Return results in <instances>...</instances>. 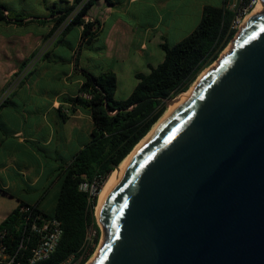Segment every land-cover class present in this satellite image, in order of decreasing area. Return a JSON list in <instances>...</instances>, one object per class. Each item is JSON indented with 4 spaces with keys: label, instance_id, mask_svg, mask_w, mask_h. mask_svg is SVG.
I'll return each instance as SVG.
<instances>
[{
    "label": "water",
    "instance_id": "95a60500",
    "mask_svg": "<svg viewBox=\"0 0 264 264\" xmlns=\"http://www.w3.org/2000/svg\"><path fill=\"white\" fill-rule=\"evenodd\" d=\"M97 221L92 264H264V11L141 146Z\"/></svg>",
    "mask_w": 264,
    "mask_h": 264
},
{
    "label": "crops",
    "instance_id": "0c3cea01",
    "mask_svg": "<svg viewBox=\"0 0 264 264\" xmlns=\"http://www.w3.org/2000/svg\"><path fill=\"white\" fill-rule=\"evenodd\" d=\"M34 1L36 7H43V12L34 11V7L22 12L34 16H47L49 13L47 7L52 8L56 5L58 9H66L74 2L64 0L68 2L64 4L60 0ZM196 1L202 19L206 7H222L224 3L214 6L211 0ZM22 2L26 4L28 1ZM111 2L112 4L105 0L98 1L97 6L91 9L87 17L88 20H101L102 30L91 45H84L80 67L90 70L95 75L114 71L117 76L115 97L119 101H124L131 96L139 83L137 74H149L151 67L163 63L165 53L160 46L165 43L175 46L183 41L174 39L170 42L169 38H174L173 35L176 34L173 28L184 21L186 2L185 0H111ZM95 7H98L97 11ZM150 12L152 17L148 16ZM198 22L199 19L194 24ZM0 25L1 226L22 204L37 206L49 215L54 214L60 192L55 195L57 202L55 196L52 202L50 201V194L56 191L58 185L62 186L60 170L91 141L94 123L90 113L81 108L74 115L71 113L68 118L63 116L66 115L65 110H71V105L63 101L65 98L80 96V87L84 82V78L74 70L73 65L74 51L80 43L83 28L72 30L73 32L76 29L79 33L77 45L69 40L70 33L61 44L55 46L58 38L54 35L48 39L52 24L31 23L18 26L0 23ZM44 46L49 51L40 55V50ZM47 53L50 54L46 59ZM94 53L97 56L94 57ZM37 56L41 59L31 70L28 69ZM25 61L29 63L22 71L20 68ZM112 62L116 64L111 68ZM38 71L45 75L50 73V79L57 80L62 84V88L55 93L41 91L43 97L35 96L36 92L41 90L38 86L40 80L37 76L33 78L34 75L40 74ZM37 99L43 104L44 108L39 113H43L44 120H20L18 111H21V107H24L21 112L26 114V108L32 107L34 100ZM9 107L13 109L9 110ZM8 111L18 119L13 120L9 117ZM51 113H55L64 125L68 124L66 121L70 118L78 121L69 131L61 134L60 140L65 144L73 140L77 130L89 136L87 142L81 144L70 158L62 159L59 166L56 125L51 120H46V114ZM51 203L55 204L53 213L45 209Z\"/></svg>",
    "mask_w": 264,
    "mask_h": 264
},
{
    "label": "trees",
    "instance_id": "16d2710c",
    "mask_svg": "<svg viewBox=\"0 0 264 264\" xmlns=\"http://www.w3.org/2000/svg\"><path fill=\"white\" fill-rule=\"evenodd\" d=\"M60 1L68 4L64 0ZM98 1L74 0L66 9H58L56 5L47 7V16L14 12L0 1V23L18 26L52 24L48 39L60 33L55 46L61 44L74 28H83L80 43L74 51L73 65L84 82L80 87V96L65 98L63 102L71 105L72 115L79 108L88 111L94 123L91 141L60 170L62 186L54 214L49 215L37 206L22 204L0 226V233H7L5 244L9 253L16 255L22 263L31 256L36 246V237L31 233L26 220L36 214L57 218L64 230L56 252L43 264H63L72 257L74 263L79 262L89 227L96 230L95 243L99 244L101 230L96 216L98 197L93 205H88L87 194L80 190L81 183L85 179L92 181L99 177L100 190L103 189L116 167L122 164L164 116L167 111L166 102L188 92L200 75L220 59L237 34L233 28L237 15L250 5L249 0H238L236 8L231 9L228 7L230 0H224L222 7H206L199 26L175 46L162 44L160 48L165 53L163 63L151 67L149 74H137L139 83L136 89L128 99L119 101L115 97L117 76L114 71L95 75L80 67L84 45H91L102 30L101 20L87 19ZM105 1L112 4L111 0ZM252 8L250 6L249 10ZM49 54H46V59ZM28 63L23 62L20 70L23 71ZM82 94H89L92 98L84 99ZM23 207H29L30 213L23 214ZM93 251L94 248L91 254ZM88 259L89 256L85 257L79 264H86Z\"/></svg>",
    "mask_w": 264,
    "mask_h": 264
},
{
    "label": "rangeland",
    "instance_id": "374dc122",
    "mask_svg": "<svg viewBox=\"0 0 264 264\" xmlns=\"http://www.w3.org/2000/svg\"><path fill=\"white\" fill-rule=\"evenodd\" d=\"M4 3H7L9 5V7L14 11V12H22V11H27V10H30L32 9L33 7L35 8L34 11H37V12H43L44 9L43 7H36V3L34 0H27L28 2L26 4H24L22 2V0H2ZM234 3H236L238 0H233ZM186 2V9H185V17H184V21L182 23H179L177 26H175L173 28V32L174 34L176 35H173V37L169 38V41H181V40H184L186 37H188L198 26L199 24L201 23L202 21V16L201 14L198 13V5H197V1L196 0H185ZM224 2V0H211V3L212 5L214 6H219L221 5L222 3ZM97 6V5H96ZM256 5L253 6V8L251 10H249L248 12H244V10H242L241 13H245L243 14L242 16V19H241V22L238 24V27L236 28L237 30V34L236 36L238 35L241 27H244V23H245V20L247 18V16L249 14L252 13V11L254 10ZM98 10V7H95V11ZM149 17H152V12H150L148 14ZM199 19V22L198 24H194L196 20ZM243 25V26H242ZM0 29H1V25H0ZM78 34L77 33V30L75 29L73 32H71L70 34V37H69V40L75 44L77 42V38H78ZM235 36V38H236ZM55 38H59L60 37V33H56ZM102 38V37H101ZM173 38V39H172ZM234 38V39H235ZM234 39L231 41V43L229 44V46L225 49V51L222 53V55H224V53H228L229 50L232 48L233 46V41ZM102 40V39H101ZM79 45V44H78ZM98 44H96L97 46ZM173 45V44H171ZM49 51V49H47L46 46L42 47L41 50H40V55L41 54H44L45 52ZM91 54V53H90ZM221 55V56H222ZM97 56L95 55L94 53V57ZM41 59L40 56H37L30 64V67L28 69L31 70V68H33L35 66V64ZM100 64V63H98ZM116 63L112 62L110 64L111 68L115 65ZM93 65V64H92ZM217 65V62H215L211 67L209 68H214L215 66ZM208 68V69H209ZM207 70V69H206ZM40 74L38 75H34V77L37 76L38 80L39 81V84L38 86L41 88V90H39L38 92H36L35 96L37 97H43V93L41 91H45L47 90L48 92H51V93H55L57 91H59L61 88H62V84L59 83L57 80H51V76H50V73L48 75H45L42 71H38ZM203 74V73H202ZM201 74V75H202ZM200 75V76H201ZM200 78V77H199ZM198 78V79H199ZM198 81V80H197ZM196 81V82H197ZM195 82V83H196ZM194 83V84H195ZM194 86V85H193ZM192 86V87H193ZM24 87V86H22ZM21 87V88H22ZM191 87V88H192ZM20 88V91L24 88L21 89ZM191 90V89H190ZM189 90V91H190ZM187 93V92H186ZM123 101V100H122ZM24 107H21V111ZM43 104L41 101H39V99L37 100H34V104L32 105V107H28L26 108L27 110V113L24 114L22 113L20 110L18 111V113L20 114L19 118L20 120L23 119V120H44V116H43V113H39L42 109H43ZM13 108L12 107H9V110H12ZM168 110V108H167ZM34 112V113H33ZM8 116L11 117L13 120H16L18 119L17 117L15 116H12L10 114V111H8ZM22 114V115H21ZM165 115V114H164ZM46 120H51V122L53 124L56 125V130H57V165H61L62 163V159H68L70 158L72 155H74L77 151V149L80 147L81 144L83 143H86L87 140L89 139V136L85 133V132H80L79 130H77L74 134V137H73V140L67 144H65L64 142H62L60 140V136L62 133L69 131V129L71 128V126L74 124V123H78V121L76 120H72L71 118L68 119L66 122L68 123L67 125H64V122L60 119H58L57 115L55 116V113H51V115L49 114H46ZM56 119V120H54ZM162 119V118H161ZM160 119V120H161ZM155 127V126H154ZM60 185H58L56 191L54 193H51L50 194V201L52 202L54 196L60 192ZM38 190H40V188H37ZM56 195V196H57ZM55 196V200L57 202V198ZM55 202V203H56ZM46 211L50 212V213H53L54 212V209H55V204L51 203L50 205L46 206ZM101 230V229H100ZM103 234H102V231H101V238H100V241H99V245L97 246V250L95 251V255L99 252L100 248H101V244L103 243ZM93 255L89 260L88 262H90V260L95 256ZM88 262L86 264H88ZM73 264H79V262L77 263H73Z\"/></svg>",
    "mask_w": 264,
    "mask_h": 264
},
{
    "label": "built area",
    "instance_id": "2783aa9c",
    "mask_svg": "<svg viewBox=\"0 0 264 264\" xmlns=\"http://www.w3.org/2000/svg\"><path fill=\"white\" fill-rule=\"evenodd\" d=\"M259 0H249L250 5L248 7H244L242 10L244 12H248L250 6H254L257 4ZM238 2V1H237ZM237 2L234 3L233 0H230L228 3V7L231 9H235L237 6ZM240 13L237 15L236 20L234 21L233 28L236 29L238 24L241 22L242 16L245 13ZM243 26V25H242ZM84 99L90 100L92 96L89 94L81 95ZM67 116L71 115V110L67 109L64 111ZM101 179L96 177L92 181L84 180L80 185V190L87 194L88 196V205H93L98 197V203L101 191ZM22 213L27 215L30 213L31 209L29 207H23ZM27 224L32 234L36 237V246L32 250L31 256L26 260V262L22 263L17 260V256L9 253L7 245L5 244V238L7 233H0V264H43L45 261L49 260V258L56 252L63 234L64 230L62 227V223L55 217L45 216L43 214H36L33 217L26 218ZM97 238V232L93 227H89L87 231V237L85 243L82 247L81 253L82 256L79 259V262L82 261L85 257L89 256V259L95 255V251L97 250V246L95 240ZM23 245L20 246L22 248ZM94 248L93 253L92 249ZM91 254V255H90ZM88 259V260H89ZM88 262V261H87ZM74 258L72 257L67 262L63 264H73ZM76 263V262H75Z\"/></svg>",
    "mask_w": 264,
    "mask_h": 264
},
{
    "label": "bare ground",
    "instance_id": "6f19581e",
    "mask_svg": "<svg viewBox=\"0 0 264 264\" xmlns=\"http://www.w3.org/2000/svg\"><path fill=\"white\" fill-rule=\"evenodd\" d=\"M262 11H264V7L262 2L259 0L254 8V10L252 11L251 14H249L245 20L244 25L246 24V22L249 20L250 17L261 13ZM233 47V46H232ZM232 49V48H231ZM227 53H224V55ZM215 68V67H214ZM212 68L207 69L206 71L203 72V74L200 76V78L198 79V81L194 84V86L191 88L190 91H188L187 93L181 94L174 103H172L169 107L168 110L166 111L165 115L162 117V119L155 125V127L153 128V130L150 132V134L145 137L138 145L137 147L134 149V151L122 162V164L111 174V176L109 177V179L107 180L106 184L104 185L101 194H100V198H99V203L98 206L96 208V216H97V220L100 219V215H101V211L102 208L109 196V192L112 189V186L115 185V183L117 182V180L120 178V175L123 173V171L125 170V168L127 167V165L129 164V162L132 160V158L135 156V154L139 151V149L141 148V146H143L146 141L149 139V137L152 135V133L156 130V128L159 127L160 124H162L175 110H177L180 106H182L183 104H185L187 102V100L190 98L191 94L193 93L195 87L201 82L202 78L204 77V75L211 70ZM99 252L90 260V262H88V264H92L93 261L98 257Z\"/></svg>",
    "mask_w": 264,
    "mask_h": 264
}]
</instances>
